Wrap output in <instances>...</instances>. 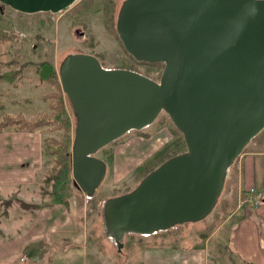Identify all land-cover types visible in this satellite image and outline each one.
Returning a JSON list of instances; mask_svg holds the SVG:
<instances>
[{
  "label": "water",
  "instance_id": "water-1",
  "mask_svg": "<svg viewBox=\"0 0 264 264\" xmlns=\"http://www.w3.org/2000/svg\"><path fill=\"white\" fill-rule=\"evenodd\" d=\"M79 0H0L26 14L61 13ZM116 31L138 62L164 65L160 79L106 68L86 53L59 70L76 120L74 184L92 197L102 183L101 149L166 113L186 150L130 192L105 201V232L119 248L128 234L149 236L204 220L229 170L264 130V0H124Z\"/></svg>",
  "mask_w": 264,
  "mask_h": 264
},
{
  "label": "rangeland",
  "instance_id": "rangeland-1",
  "mask_svg": "<svg viewBox=\"0 0 264 264\" xmlns=\"http://www.w3.org/2000/svg\"><path fill=\"white\" fill-rule=\"evenodd\" d=\"M80 1H77L67 11L57 14L21 13L0 2L2 15L0 29L13 36L11 40L0 42V121L6 115L22 114L30 119L42 113H51L49 103L54 100L52 98L46 100L44 96L61 89L66 112L55 115V119L61 124L71 125L69 135L73 143L76 120L70 101L63 92L61 83L59 86L42 81L38 70L39 64L46 61L52 64L59 73L62 62L70 54H92L106 68L131 69L153 80L160 79L163 68L136 61L125 52L122 42L118 40L115 33L110 32L106 27V16L113 18L116 24L124 0H96L89 11L74 13L71 9ZM14 71H18L19 74L12 82L4 75ZM25 98L30 99L31 102H26ZM162 117L165 118L168 115L161 113L154 124L141 130L151 134L150 138H144L138 132L131 131L96 153V157L106 161L107 170L102 183L92 197L84 196L85 194L76 187L71 173L67 180L69 195L66 199L74 196L79 210L85 216L84 233L87 240L85 239V243L82 240H79L81 242L76 240L70 242L74 243L72 247L65 251L60 250L57 256L55 251L50 252L52 262L57 257L60 259V264H79L84 259L88 260V264H108V260H113L112 264H142V252L152 250V243H148L152 238L128 234L125 239L127 242L131 240L134 246L129 249L125 248L123 251V247L119 248L106 235L103 208L107 199L130 192L140 183L148 170L177 152L175 147L177 135L172 130L173 123L167 122L161 126L157 121ZM51 127L46 126L36 130L39 134L35 135V140L41 141L42 146V169L34 185L28 189V193L26 189L22 191L24 196L19 194L18 197L17 195L11 197L18 217L20 213L24 214L22 212L24 207L18 200L35 204L53 202L52 192L55 191L53 182L51 180L46 183L45 179L50 175H56L59 167L55 165L53 158L46 154L47 140L56 139L62 142L67 136L63 128ZM17 139L18 142L21 141L19 137ZM262 158H257L256 161V173L261 183L264 182V174L261 173L260 165ZM230 182L225 183L218 205L230 197L228 192ZM8 201L5 200V204H8ZM218 205L204 220L177 225L171 230L174 237L172 241H175V245L178 247L193 246L192 249H197L195 246L197 242L200 243L197 234L200 235L202 231L213 232L219 222L218 215L225 210ZM138 248L140 252L136 254ZM127 256H129V261L126 260Z\"/></svg>",
  "mask_w": 264,
  "mask_h": 264
},
{
  "label": "crops",
  "instance_id": "crops-1",
  "mask_svg": "<svg viewBox=\"0 0 264 264\" xmlns=\"http://www.w3.org/2000/svg\"><path fill=\"white\" fill-rule=\"evenodd\" d=\"M38 132L12 128L0 132V264H60L57 257L51 261L50 252L55 251L57 256L60 250L72 247L74 243L70 242L85 243V216L74 196L67 199V204L37 203L45 206L32 211L23 208L24 214L20 213L19 217L12 202L5 204L12 196H24V189L28 193L42 169L41 141L35 140ZM261 157L264 174V130L229 170L226 184L231 181L230 197L223 201L225 210L218 215L215 230L197 234L200 241L195 246L197 249L175 245L171 233L175 227L142 236L152 238L148 241L152 243V250L142 252V264H264V200L254 204L258 197L264 199V182H259L256 173V161ZM125 238L123 251L134 246ZM136 251L138 254L140 249ZM126 260L129 261V256ZM112 263L113 260H108V264ZM79 264H88V260Z\"/></svg>",
  "mask_w": 264,
  "mask_h": 264
},
{
  "label": "trees",
  "instance_id": "trees-1",
  "mask_svg": "<svg viewBox=\"0 0 264 264\" xmlns=\"http://www.w3.org/2000/svg\"><path fill=\"white\" fill-rule=\"evenodd\" d=\"M95 1L96 0H81L80 3H78L71 10L74 13L87 12L93 7V5L95 4ZM46 14H50V13H46ZM1 19H2V15L0 13V20ZM105 23H106L107 29L110 32L115 33L118 40L120 41V39L117 35V32H116V24H115L113 18L106 16ZM12 38H13L12 35H10L7 32L0 29V42L8 41V40H11ZM125 52H126V50H125ZM140 63L158 66L160 68L164 67V65L161 63H157V64H149V63H145V62H140ZM38 70H39L40 79L42 81H45L47 83H53L54 85L60 86V82L58 79L59 73L56 72V70L52 64H50L49 62H46V61L41 62L38 66ZM18 74H19L18 71H14V72H9V73L5 74L4 76L8 80L13 82L17 78ZM44 98L46 100L50 99V98H52L54 100L53 102L49 103V107L52 109L51 113H42L41 115L34 116L30 119L25 118L22 114H18L16 116L6 115V116H4L2 121H0V132L4 131L6 129H10V128L14 129L15 131L35 132L37 129L43 128L46 126H52L51 128H56V129L63 128L65 130V134L67 137L62 142L57 141L56 139H48L47 140L48 147L46 149V154L53 158L54 163L56 166L59 167V170H58L56 175H50V176L46 177L45 182L49 183L51 180L53 182L52 185L55 188V191L52 192V194L54 196L53 202H55V203L60 202L63 204H67L66 198H68L67 196L69 195V183L67 180L69 179V177L71 176V173H72V168H71V147H72L71 145H72V142H71V138L69 135V133L71 131V125L67 124V123L61 124L55 119V115L66 112V108H65V104H64V96H63L61 89H59L55 93L45 95ZM157 122L161 126H164L167 122H170L172 124V121L168 117H165V118L162 117ZM172 126H173L172 130H173L174 134L177 135V139H176V143H175V147L177 148V152L174 154H171L167 158L163 159L161 162H159L157 164V166H155L151 170H148V172L145 174V176L148 173H150L151 171H153L155 168H157L160 164H162L167 159H169V158H171L177 154H180L186 150V144L184 141L183 134L173 124H172ZM136 132H138V134L144 138H150L151 137V134H149L147 132H143V131H136ZM18 201H20L21 206L26 208V209H40V208H43L45 206L44 204H32V203H25L21 200H18ZM7 203L9 204V203H11V201H8ZM223 205H224L223 203L222 204L220 203V205H218V206L221 207L222 209H225L222 207Z\"/></svg>",
  "mask_w": 264,
  "mask_h": 264
},
{
  "label": "built area",
  "instance_id": "built-area-1",
  "mask_svg": "<svg viewBox=\"0 0 264 264\" xmlns=\"http://www.w3.org/2000/svg\"><path fill=\"white\" fill-rule=\"evenodd\" d=\"M252 191H253V190H252ZM262 201H263V197L260 196V197H258V198L255 200L254 204H255V205H258V204H260Z\"/></svg>",
  "mask_w": 264,
  "mask_h": 264
}]
</instances>
